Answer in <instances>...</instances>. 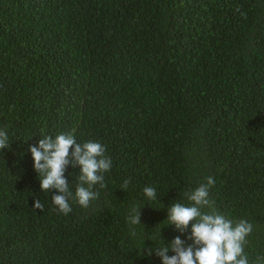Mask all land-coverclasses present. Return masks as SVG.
Returning a JSON list of instances; mask_svg holds the SVG:
<instances>
[{
	"label": "trees",
	"instance_id": "trees-1",
	"mask_svg": "<svg viewBox=\"0 0 264 264\" xmlns=\"http://www.w3.org/2000/svg\"><path fill=\"white\" fill-rule=\"evenodd\" d=\"M0 129V264H161L142 251L186 239L167 209L208 176L264 255V0H0ZM68 132L112 167L65 216L29 147ZM64 175L74 192L79 167Z\"/></svg>",
	"mask_w": 264,
	"mask_h": 264
},
{
	"label": "clouds",
	"instance_id": "clouds-1",
	"mask_svg": "<svg viewBox=\"0 0 264 264\" xmlns=\"http://www.w3.org/2000/svg\"><path fill=\"white\" fill-rule=\"evenodd\" d=\"M42 135V139L29 151L33 159L34 170L38 173L41 192H51L54 210L68 215L72 212L70 200L82 208H87L90 202L97 199L98 193L92 189L97 184L104 187V174L112 167V160L106 155L105 146L95 140L77 142L71 132L58 133L55 137ZM9 147V137L5 129H0V149ZM71 165L79 167L78 183L75 191L70 189L65 177L66 168ZM129 181L125 180L122 189H126ZM215 184L212 176L194 189L184 192L187 203H172L167 209L166 225L184 234L191 226L186 239L175 236L163 246H157L142 251V255L160 257L161 264H264V255H257L250 260L245 251L248 237L253 231V225L247 220L234 221L221 213L210 198V189ZM143 193L148 200L157 199L154 187L146 186ZM35 209L43 210L39 199L34 201ZM140 209L132 206L126 217L130 232H136L133 226L141 224ZM186 240L191 243L186 244ZM172 251L173 255H168Z\"/></svg>",
	"mask_w": 264,
	"mask_h": 264
}]
</instances>
